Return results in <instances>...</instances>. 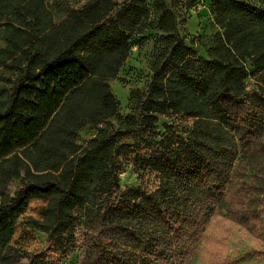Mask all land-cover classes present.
Instances as JSON below:
<instances>
[{
	"label": "trees",
	"instance_id": "obj_1",
	"mask_svg": "<svg viewBox=\"0 0 264 264\" xmlns=\"http://www.w3.org/2000/svg\"><path fill=\"white\" fill-rule=\"evenodd\" d=\"M149 1L90 0L57 23L47 0H0V264L59 263L12 245L33 200L48 201L50 250L61 257L81 251L74 264H191L208 219L230 201L241 161L235 132L264 136V95L248 84L264 80V0L215 1L225 40L209 60L175 34L166 0H153L167 35L144 123L152 129L156 115L169 114L195 121L188 140H169L139 158L142 169L160 175L153 191L121 189L116 139L102 132L86 147L79 143L83 128L119 111L109 83L132 35L150 25ZM22 172L26 182L9 198ZM231 201L238 209L247 203Z\"/></svg>",
	"mask_w": 264,
	"mask_h": 264
},
{
	"label": "rangeland",
	"instance_id": "obj_2",
	"mask_svg": "<svg viewBox=\"0 0 264 264\" xmlns=\"http://www.w3.org/2000/svg\"><path fill=\"white\" fill-rule=\"evenodd\" d=\"M89 1L47 0L57 23L66 11L80 9ZM215 1L166 0L167 9L175 19V34L207 60L210 59V51L225 40V31L217 23L214 13ZM148 4L151 8L150 25L143 33L132 35L129 56L117 78L109 83L120 105L117 115L103 124L88 125L79 133V143L84 147L102 132L116 139L119 160L124 166L120 173L122 190L139 187L153 191L159 185L160 175L142 169L139 158L151 148L166 147L169 140H188L195 124L194 119L178 114L156 115L158 121L152 129L144 123L147 115L144 104L153 80V64L167 35L158 26L159 13L154 1L150 0ZM253 4L262 6L259 1ZM248 69L253 70L249 65ZM248 84L250 90L264 95L263 79L257 81L252 77ZM251 133L249 128H239L235 132L241 161L234 173L233 194L230 201L227 199L228 203L220 204L208 219L203 241L191 264H264V157L261 158L264 136L251 138ZM25 182V172H22L10 183L7 196H16ZM241 189L243 192L239 194ZM235 197L246 198L245 207H234L231 199ZM2 202L0 198V205ZM47 207V200L31 202L17 221L12 245L28 257L44 254L59 259L58 264H74L81 251L75 250L72 257H61L50 250L44 228ZM75 217L81 219L83 212L76 210ZM23 262L28 263V258Z\"/></svg>",
	"mask_w": 264,
	"mask_h": 264
}]
</instances>
